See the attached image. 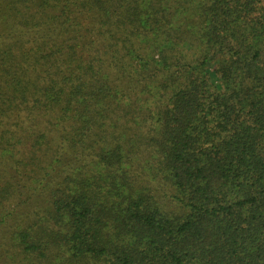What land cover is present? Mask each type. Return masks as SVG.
<instances>
[{"label":"trees","instance_id":"16d2710c","mask_svg":"<svg viewBox=\"0 0 264 264\" xmlns=\"http://www.w3.org/2000/svg\"><path fill=\"white\" fill-rule=\"evenodd\" d=\"M0 264H264V0H0Z\"/></svg>","mask_w":264,"mask_h":264}]
</instances>
